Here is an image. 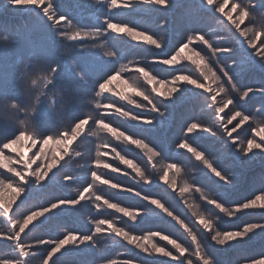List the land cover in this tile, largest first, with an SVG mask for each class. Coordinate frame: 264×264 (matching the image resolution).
<instances>
[{
  "label": "trees",
  "instance_id": "1",
  "mask_svg": "<svg viewBox=\"0 0 264 264\" xmlns=\"http://www.w3.org/2000/svg\"><path fill=\"white\" fill-rule=\"evenodd\" d=\"M2 2L3 0H0V92H7L8 95L7 97L0 96V137L12 134L13 132L18 135L19 131L27 132L29 135L25 137H29L30 139L33 136L40 137L42 134H51L53 138L46 144L41 140H36V142H41V145H43L41 149H38L40 153L37 154L43 157L42 161L46 165L51 163L53 157L57 161L63 160L62 157L59 159L62 150L58 146L51 144V142L65 143L63 150L67 154V159H64L63 171L61 172V168L59 167L55 172H60L59 176L61 178L65 174H68L74 177V179L71 181L64 179L59 180V182L55 181L52 186H56L60 190L56 192L58 195H61L67 186V190H75L73 195L74 197L77 196L76 190L78 188H81V186L87 187L92 184V171L95 173V182L101 177L107 181H111L113 184H117L114 181L124 184H135L125 177L129 176L130 170L126 171L125 174L118 171L120 168H125V164L120 159L119 150L127 154L132 161L134 160L138 163V167L142 171L141 173L145 172L143 167H150L152 169L150 173L153 174L156 171L153 168V163L156 165L157 162L158 164L162 163L161 167H163L165 163L177 161V167L182 168L179 163L185 160L187 167L191 165L189 167H194L195 172H200L196 174L197 178L195 180L200 179L204 175L201 181L207 180L209 183H216V180L206 178L205 171L207 170L203 167L202 162L197 161L187 149H180L178 146L173 149L174 143L179 138H183V135L187 133L184 125L191 118L195 122L200 110L199 108L204 105L200 106L203 101L196 95L201 90H191L172 101L163 100L162 96L156 97V94L152 92L153 87L158 88L157 84H147L142 74L135 70L137 67H143L149 75L154 76L157 80L165 81L164 86H166L169 77L173 73H176V75L190 74L200 77L201 69L194 67V64L189 63L184 64V66L171 68L168 65H161L157 62L160 59L171 57L174 53L172 48L175 49L176 46L181 45V41L187 42V35L192 34L190 29L193 28H203L209 32L208 38L216 43H228L230 46H237L234 40L228 41L225 39L221 41L219 39L220 36L226 35V30L221 24L210 19L208 13L203 10L201 0H173L172 6L169 8L160 6L148 8L143 4H136V7L132 9H110L109 4L111 0H103L102 3H95V0H55L58 14L68 15L78 27L86 31L95 32L99 30L100 35L97 37L87 36L75 42L77 45L85 46L84 51L86 53H76L75 63L88 76L89 84L84 85L82 81H79L78 76L73 75L69 71L73 63L69 62L66 66H62L63 79L58 83L57 87L51 90H48L44 84V79L47 76L44 61L46 58L55 55V53L62 54L67 51L72 47V42L60 39L57 44L55 43V34L51 31L50 22L46 21L39 8H5ZM247 2L248 0H245V3ZM215 3L223 6L225 12L229 6H232L233 0H215ZM224 12H217L216 16L227 23V16L224 15ZM230 14H233V12L230 11ZM105 19L121 25L126 23L129 26L135 27L138 31L153 34V38L161 42V48L157 49L155 45L132 40L131 37L124 34L111 32L106 28ZM61 23L63 24L64 22L62 21ZM253 23L258 24V20ZM160 24H164V27H159ZM61 26L58 25L57 27L63 30ZM198 46L201 47V50H198L201 56L206 59L205 64L208 67H213L214 71L216 64L223 66L224 63H231V57H226L227 54H217L216 57H212L206 45L202 43L195 45L196 51ZM250 51L246 49V52ZM107 53H113L114 55L117 53V56L109 58ZM189 56H194L193 52ZM64 59L67 61L68 57H64ZM124 65H127V69L117 78H114L107 88L101 89L100 94H97L94 87L95 83L102 80L109 69L114 67L119 70ZM149 66L152 67L150 71L148 70ZM186 67H190L187 73ZM131 73L138 75L139 83L129 76L130 83H135L140 91L148 93L151 97L160 99L161 110L165 112L164 118L157 117L154 119L153 124L145 125L143 123L135 124V122L125 118L122 114L123 112L121 111L125 109L129 111L134 110L136 114H147L145 113L146 111L140 112L142 111L140 109H148L150 107L148 101L142 96L135 95L134 97L139 104L147 105V107L139 109L126 101H119V98L112 91L108 90L112 86L117 88L123 80L128 81L127 75ZM113 75H115V72H113ZM237 82L241 89L248 87L264 88V73L257 69L245 74ZM213 85H215V80L212 82V85L208 86L214 88ZM144 88H147V91ZM158 89L160 90V88ZM167 91L168 87H162V90H160L162 93ZM204 95H209V93H205ZM117 101L118 106L115 103ZM237 103L240 108L246 110L248 113H256L257 119L264 121V107H262L264 105V95H254L246 102L237 100ZM117 108L120 109V112H117ZM230 108H232V105H230ZM258 108L260 109L259 112L256 111ZM137 110L140 111L137 112ZM82 117L87 119L84 121V124L87 123L93 130L90 136L84 135L81 131L77 132L75 129H73L75 135L71 136L69 132L67 136H63L65 130L74 127L73 119H80ZM119 120L124 122H118ZM76 122L78 123L79 120H76ZM210 122L211 120L207 119L202 121V123ZM97 124L108 129L106 132L101 133V136L98 133ZM120 128L124 131H120ZM142 132L148 134L149 140L155 146V149L166 158L165 160L153 157L152 162H149L150 154L146 152V149L131 146L130 140L140 138ZM55 133H60V135H55ZM120 133H123V135H120ZM199 135L208 136L203 133H199ZM234 135L236 134L234 133ZM244 135L242 133V136ZM62 136L63 138H61ZM125 136L129 137V139H125ZM187 136L193 138L190 146H194L197 150L195 141L198 139V134L187 133ZM206 138L202 139L205 140ZM211 139L212 143L214 138ZM118 141L120 143L117 145ZM105 143L106 146L102 147ZM72 145L78 150L77 152H72V149H70ZM132 147L136 149H132ZM208 147L211 148L212 144H208ZM104 148L105 150L100 152ZM41 150L43 151L42 154ZM214 151L217 150L214 149ZM223 162L227 164V168L230 169L233 175L231 177V184L219 186L223 189L222 194L224 199L221 198L225 204L234 208L235 204L250 197L253 198L256 195V192L249 194L250 191H248L246 195H243L244 197H241L244 186L248 183H250L248 187L252 188L250 190L257 189L262 184L259 182V178L261 177L262 170H264V161H258V163L250 167L240 168L237 156L233 154L223 158L219 162V165H222ZM180 173L183 174L184 169ZM133 175L134 177H138L135 173ZM153 178L154 184H145L141 180V177H139L140 180H136L138 181V184H136L137 189L142 194L144 192L151 194L152 190L154 192L158 191L159 188L156 187L161 184L157 180V177ZM108 185L111 187L110 184ZM52 186L51 190L53 191ZM107 186H103V189L99 191L93 186L92 193H95V195L85 193V200L81 202L83 206H76L79 211H74L70 215L55 219L57 221L61 219V222L66 221V226L62 228V231H65V233L67 231H74L75 234L97 233L94 248L91 251L85 249L84 245H81L79 248H75L72 244L66 245L65 248H62V251L55 255L58 258L57 264H85L89 258L93 260L89 264H102L104 260L114 257V255H111L105 242L110 243L112 240L116 247L122 245L114 232L106 233V231H110L112 227L123 228L125 225L135 227L137 224V221L130 222L126 216H121L122 214L120 215L115 209L107 207V203H105V201L109 203L112 201L120 207H127L125 204H131L127 202L132 200V194L126 193L122 189L120 192L112 191L111 197H107L106 195L110 191V188H107ZM163 187L161 185L160 194L165 196L168 194V199L175 197V200L179 201V198L172 191L168 190L170 189L169 187L166 186L168 189H163ZM193 192H196L201 197L202 193L197 192L196 189H193ZM197 194L194 195V198L196 201H200ZM96 195H99L101 199L97 200ZM210 197H213L212 194H210ZM204 199L206 200L205 195ZM138 203L145 202L139 201ZM197 204L198 211L206 219L216 217H211L207 214L210 211L217 212L220 218L214 225H217L221 230L242 228V222L248 223L253 219L256 221L258 216H255V214H259L258 212L264 213V210L249 209L245 210L246 213L242 215L237 214V216L228 217L219 213L213 205L199 202ZM20 206L21 202L16 207ZM133 210L137 209L133 208ZM114 215H120L121 217L117 219ZM151 217L153 218V216ZM151 217L146 218L141 223L145 221L150 222ZM90 219L93 221L92 223H89ZM97 220H99V227L95 228ZM195 225L198 227L197 229H202V226L197 222ZM144 227L149 228L146 224H144ZM30 228L33 230L40 227L33 224ZM176 228H179V226H176ZM135 229H139L138 225ZM29 232L30 229L27 230L28 234ZM143 235H145V232ZM104 245H107L105 250H103ZM124 245L126 244L124 243ZM213 249L217 248L213 247ZM213 249L209 248L210 254L213 253ZM253 250L256 252L253 253ZM100 251L104 252L103 256L99 255ZM131 251L134 258L144 264H156L158 261H161L163 264H176V262H168L160 258L156 259L147 255L142 256L135 249H131ZM217 252L225 259V264H239L240 262H244L245 264L246 261L259 259L261 256H264V233L253 237L249 242L229 246L223 251L218 248ZM117 259L116 264H122L119 262V258Z\"/></svg>",
  "mask_w": 264,
  "mask_h": 264
},
{
  "label": "snow or ice",
  "instance_id": "2",
  "mask_svg": "<svg viewBox=\"0 0 264 264\" xmlns=\"http://www.w3.org/2000/svg\"><path fill=\"white\" fill-rule=\"evenodd\" d=\"M102 2L103 0H95V3ZM172 3L173 0H111L109 8L132 9L136 4H143L148 8H156L157 6L169 8L172 6ZM201 5L203 10L208 13L210 19L221 24L226 30V35L220 36L219 39L221 41L225 39L228 41L234 40L237 46H230L228 43H216L208 38L209 32L205 31L203 28H193L190 29L192 34L187 35V42L185 43L181 41L178 50L174 49L175 54L171 55V59L163 58L157 62L161 65H173L178 62L181 53L188 48L189 44L194 40H198L203 45L207 46L212 57H216L217 54H227L226 57H231V63H224L223 66L216 64L215 71L213 70V67H208L207 64H205L207 72L203 69L200 70V77H203L202 80L199 77L191 78L189 75H176L171 82L172 87L167 92L162 93L156 87L152 88V92L156 94V97L162 96L163 100H172L174 95L181 91L182 87L180 86V82L192 85L195 89H202V91L196 93V95L199 96L207 107L212 109L213 123L208 125L193 122V118H191L184 125V128L187 129V133H193V131L198 128L203 134L210 133V137L218 140L222 147L217 151H210L206 148L198 151L190 146L193 138L188 137L187 133H185L183 138H179L174 143L173 149L176 146L180 149H187L197 161H201L205 167L211 171V173L217 178V186H220L230 184L233 175L229 168L219 167V162L223 158L236 153H239L240 157H248L254 152H264V121L258 120L256 113H248L246 110L240 108L237 103V100L246 102L254 95H264V88L248 87L241 89L237 82L244 77L245 74L256 71L257 69L264 73V0H255V2H253V0H248L247 3H245V0H233L232 11L236 12L237 15L236 18L233 19L232 15L229 13L227 15V23H225L224 20H221L220 17L216 16L217 12H224V7L216 4L215 0H201ZM4 7L39 8L43 17L46 18V21L50 22L51 31L55 34V43L57 44L60 39L72 42V47L64 53H55V55L45 59L44 63L47 76L44 79V84L48 90L57 87L58 83L63 79L61 70L62 66H66L69 62H73L69 71L73 75L78 76L79 81H82L84 85L89 84L88 76L81 70L77 63H75L76 53H86L84 51L85 46L77 45L75 42L87 36H99V30L95 32L86 31L78 27L74 23V20L70 19L68 15L58 14L55 7V0H6ZM257 20L258 24L253 23ZM62 21L64 22L61 26L63 30L57 27L58 25H61ZM245 21H247V23H245ZM104 23L106 28L113 33L124 34L131 37L132 40L155 45L157 49L161 48V42L154 39L153 34H146L144 31H138L135 27L129 26L126 23L121 25L108 19H105ZM241 25H244V27L242 28ZM159 27L163 28L164 24H160ZM249 34L252 35L251 39L248 38ZM257 42L259 43V47ZM246 49L251 51L246 52ZM193 55L199 58L200 63H205V58L200 56L199 52H195ZM107 56L113 58L117 56V53H115V55L113 53H107ZM64 57H68V60L66 61ZM96 58L99 59L98 57ZM189 59L191 58L189 57ZM193 63H196V61H193ZM197 66L199 67V65ZM126 69L127 65L121 66L119 70L114 67L109 69L103 76L102 80L95 83V92L100 94L101 89L107 88L108 84ZM135 70L142 74L147 84H160L161 87H164L165 81L157 80L154 76L149 75L143 67H137ZM113 72H115V75H113ZM209 73L211 74V77L218 82V91L214 95H204L205 93L212 92V89L207 83H205V81L209 79ZM129 87L132 88L136 95L142 96L148 101V105H150V107H148V112L150 115L144 116L139 113L130 115L129 111H125L122 113L125 117H128L135 122V124L143 123L145 125L153 124L154 119L157 117H165V112L160 108V99L151 97L148 93L140 91L135 83L130 84ZM189 91L191 90L184 88V92ZM220 93H224L225 96L218 101L217 95ZM7 95V92H0V96L7 97ZM128 103L132 104L133 101L129 98ZM229 105H232V108H230L226 114L227 119H224L220 114L225 113V109L228 108ZM135 107L143 108L147 107V105L136 104ZM262 107H264V105H262ZM256 111L259 112L260 109L258 108ZM117 112H120L119 108H117ZM76 120H79V122L77 123ZM86 120L87 119L83 117L80 119H73L74 127L65 130L63 136H67L69 132L71 133V136H73V129L78 132L80 128L84 126V121ZM250 120L253 123H249ZM233 121H235V123H233ZM228 125H231V127L229 128ZM243 125H247V128H243ZM238 129H240V131H238ZM233 133L236 135L234 136ZM242 133H247L248 135H245L243 136V139L238 140V138L242 136ZM27 135H29L27 132L19 131L18 135L13 132L12 134L0 137V168H5L12 174L11 176H5L3 173H0V224H3L6 229L5 231H0V239H3L6 246L10 247L12 250V256L6 260H0V264H30V260L27 258L29 257V250L36 245L51 246L50 251L48 248L44 249L46 258L42 257L41 264H48V261L51 260L56 253L60 252L62 248L69 244L74 245L75 248L84 245L85 249L91 251L94 248L97 235L96 232H92L91 234H75L74 231H67L63 238L57 237L48 240L40 239L36 241V245L26 243L25 238L22 237V234H25L26 236L25 230L28 226L33 221L39 220L41 217L44 218L43 220H40V223L43 224L46 221H52L56 218L70 215L74 211H79L76 206H83L81 205V202L85 200V193H92V188L95 185V173L92 171V184L87 187L81 186V188H78L76 190L77 196H55L50 192V188L56 181L60 172H53L52 169L56 167L59 161L53 160L51 163L43 166V170L42 166L39 165L37 166V169L32 170V164L35 163V160L32 159L27 162L22 160L16 161V163L21 164L19 170L11 167L10 165L13 161L4 155V150L12 149L14 145L21 142L22 137ZM55 135H60V133H55ZM120 135H123V133H120ZM63 136L61 138H63ZM257 136L260 138L259 142L256 139ZM206 137L207 136H200L198 134L197 138ZM52 138L53 136L51 134H42L40 137H32L34 141L38 139L44 144L49 142ZM125 139H129V137L125 136ZM130 143L134 144L137 148L146 149V152L150 154L149 162H152L153 157H157L160 160L166 159L155 149V146L146 137L131 139ZM42 153L43 151L41 150V154ZM205 153H209L212 158L209 159ZM121 159L123 163L133 168L137 174L140 175L141 180L145 184L150 182L151 178L141 173L140 169L130 160L124 159L123 157H121ZM5 161L7 162L5 163ZM177 163V161H173L167 163L166 166H163L162 168L161 178L164 179L165 183H168L170 187H174L176 181H169L168 176H165L164 174V170L167 169L168 171H171L173 168L177 167ZM153 168L155 169V163H153ZM60 171H63V165L61 166ZM113 171H115V169H113ZM50 172L52 173L51 176H49ZM63 179L71 181L74 177L65 174ZM105 181L109 183V181ZM111 187L115 189L118 185L111 184ZM124 191L126 193H131L132 199L139 198L140 201L145 203H133L128 207H120L116 203L105 201L107 206L115 209V211L119 213H123V215L129 217L130 220L137 221V224L135 225L136 228L141 221H144L151 216H159L163 226L155 229H140L141 232L147 233V235L142 236L131 235L128 231H125L124 228L116 227V229L122 233L120 237L126 240L128 244H133L141 239L147 242L154 236L166 233L160 235V239L166 240L168 244L172 245V249H175L174 254L171 249L165 251L164 247H156L153 245L152 251H150L144 244L136 243L135 247L139 249L140 252L146 253L148 256H152L153 252H155L165 257L174 258L176 264H214L213 260L207 255L200 242L201 237H203L205 233L215 245L221 248L226 245H231L233 242H245L249 240L257 230L264 233V223L256 222L244 223L242 228L239 227L233 230L214 229L213 224L216 223L220 217L217 216L215 218L206 219L203 215H201L199 219V224L202 225V229L194 231L192 227L185 223L179 213L174 214L172 208L168 206L169 201L165 199L164 195H159L157 198H153L148 192L142 194L141 191L137 190L132 185H129ZM181 191L186 192L188 191V188L184 187ZM196 191L200 192L201 189L197 188ZM5 193H12V195H10L9 199H5ZM260 193V195H255V198L250 197L247 200L235 204L234 208L225 204L224 200L220 198L219 193H217L215 197H208L207 204L213 205L214 208L224 216L233 217L237 216V214L242 215L243 213H246L245 210L257 207L264 208V191H260ZM92 194L95 195V193ZM21 195H23L21 204H24L25 201L32 197H37L41 201L40 203L35 204L33 209L26 213L23 218L17 217L13 209V204L17 197ZM96 199L100 200L101 197L96 195ZM129 208H135L137 211H130ZM156 209H159L160 212L165 215H160V213L156 212ZM99 220L95 222V228L99 227ZM92 222L93 221L90 219L89 223ZM176 225H179V228H176ZM169 227L174 228L176 234L169 231ZM180 229H183L182 233L180 232ZM186 239L191 241V243L186 244ZM9 241L11 242L10 244L7 243ZM186 253L187 255H185ZM193 257H195V260ZM52 264H57V262L52 260ZM104 264H114V262L105 261ZM125 264H132V262L126 261ZM245 264H264V256H261L259 259L246 261Z\"/></svg>",
  "mask_w": 264,
  "mask_h": 264
},
{
  "label": "rangeland",
  "instance_id": "3",
  "mask_svg": "<svg viewBox=\"0 0 264 264\" xmlns=\"http://www.w3.org/2000/svg\"><path fill=\"white\" fill-rule=\"evenodd\" d=\"M2 3L5 5L6 0H3ZM224 3H227V2H224ZM135 7H136V5H134L133 8H135ZM230 11H232V6H229L228 10H225L224 15L227 16L230 13ZM232 12H233V14H231L232 18L235 19L237 13L234 12V11H232ZM61 25H62V23H61ZM61 25H59V26H61ZM241 27L243 28L244 26L241 25ZM248 38L251 39L252 35L249 34ZM199 43H201V42L198 41V40H194L192 43L189 44L188 48L185 49V51L181 53V56L178 58V62L174 63L173 65H168V66L173 68L175 66H184V64H189L190 63V64H194V67H198L197 65H199L198 68L203 69L205 72H207V68L205 67V63H200L199 58L197 56H195V55L192 56V57L189 56L192 52L193 53H195V52H199L200 53V51H198V50H201L200 46L197 47V51L194 48L195 45H197ZM179 46L180 45L176 46L175 50H178ZM258 47H259V43H258ZM172 51L174 52L172 55H174L175 54L174 48H172ZM200 56H201V53H200ZM189 57H191V59H189ZM168 59H171V57H169ZM193 61H196V63H193ZM185 62H188V63H185ZM151 69H152V67L149 66L148 70L150 71ZM189 69H190V67H186L185 68L186 73L188 72ZM180 75H182V74H180ZM188 75L191 78L199 77L197 75L196 76L195 75H190V74H188ZM129 76L132 77L134 80H136L139 83V77H138V75L136 73H131V74L127 75V78ZM175 76H176V73H173V75H171V77H169V80L167 81L166 86H164V88L168 87V90H169L172 87V83L171 82H172V80L174 79ZM199 78L201 80L203 79V77H199ZM213 81H214V78H212L211 74L209 73V79L207 81H205V83H207L208 85H212ZM130 84H132V83L129 82V78H128V81H124L123 80L117 88L112 86L111 88H108V90L112 91L114 93V95H116L119 98V101H121V102H125V101L128 102V99L130 98L133 101L132 104L135 106L136 104H139V103H138V101H136L134 99L136 93L132 90V88L129 87ZM180 86L182 87L181 91L177 92L174 95V98L172 100H175L177 97L185 94L186 92H184V88H188V89L193 90V91H197V90H201L202 91V89H195L194 86L187 85L184 82H180ZM213 86H214V88H211L209 86L212 89V92L209 93V95H214L218 91V82L215 81V85H213ZM157 87L160 88V90H162V87L160 86V84H157ZM144 90L147 91V88H144ZM224 96H225L224 93H220L219 95H217V100L220 101ZM172 100H170V101H172ZM115 103L118 106V101L115 102ZM203 104L204 103L201 102L200 106L203 105ZM120 107H122V106H120ZM199 109L200 110L198 112V115L196 116L195 122L202 123V121H205L207 119V120H211V122L210 123H204V124L211 125L213 123L212 110L211 109L209 110L207 108V105H205V104L203 106H201ZM229 109H230V105L228 106V108L225 109V113H223V114L221 113V117L222 118L227 119V115L226 114L228 113ZM140 110H142V111H140ZM140 110H137V112L146 111L145 113H147V114H141V115H144V116H149L150 115V113L148 112V109H140ZM125 111H129V110L125 109V110H122L121 112H125ZM129 112H130V115L131 114H136L134 112V110L129 111ZM125 118L129 119L128 117H125ZM118 122H122L123 123L124 121L119 120ZM233 123H235V121ZM249 123H253V122L250 120ZM97 126H98V133L100 134V136H101V133L106 132V130H108L107 127L101 126L99 124H97ZM228 127L230 128L231 125H228ZM242 127L243 128H247V125H243ZM79 131H81L86 136H90V134L92 133L93 130L90 127V125H87V123H85L84 126L81 127ZM120 131H124V130H122V128H120ZM238 131H240V129H238ZM199 133L201 134L200 129L198 128V129L194 130L193 133H190V134L195 135V134H199ZM243 134L248 135L247 133H243ZM141 135H142L141 137H146L149 140V136H148L147 133L142 132ZM205 135H208L207 137H209V138H206L205 140H203L202 138H198L195 141V144L197 146V150L198 151L203 149V148H206V149H208L210 151H214V149L215 150H219L222 147L221 144L219 143V141L215 140V138H214L213 142L211 143V141H212L211 138L212 137L210 138V133L209 134H205ZM233 135H234V133H233ZM201 136H203V135H201ZM239 139H243V136L238 138V140ZM256 139L259 142V140H260L259 136H257ZM145 142H147V141H145ZM119 143L120 142L118 141L117 145ZM51 144H54V145L58 146L59 149L62 150L59 159H61V157H62L63 160L59 161V163L56 165V167L52 169V171L55 172L59 167L61 168V166L65 164L64 159H67V156H66L67 154L64 153V150H63V148H65V143L51 142ZM208 144H212V147L211 148L208 147ZM105 146H106V143L102 147H105ZM131 146H135V145L131 144ZM42 147H43V145H41V142H36L33 139H30L29 137H25V138L21 139V142L19 144L14 145L12 149H5L4 150V155L7 158H9L10 160L13 161V163L10 166L16 168L17 170L20 169L21 164L20 163H16V161L22 160L24 162H27L30 159L35 160V163L32 164V170L37 169L38 165L42 166V170H43V166H46V164H44L43 161H42L43 157H41L39 154H37V153H40V152H38V149H41ZM191 147L194 148V146H192V145H191ZM70 149H72V152H77L78 151L77 149L74 148L73 145L71 146ZM132 149H136V148L132 147ZM104 150H105V148L103 150H100V152H102ZM119 151H120V159H121V157H123L124 159L131 160V158H129L127 154L122 152V150H119ZM205 155L208 156L209 159L212 158L209 153H205ZM236 156H237V160H238V163H239L238 165L241 166L240 168H242V167L243 168L250 167L253 164L258 163V161H264V152H254V153L250 154L248 157H240L239 153H236ZM53 160H55L54 157L52 158L51 162ZM6 162L7 161H5V163ZM131 162L133 164H135L137 168H139L137 162H135L134 160L133 161L131 160ZM185 162L186 161L183 160V162L179 163V165L184 169V173L183 174L180 173L181 171L183 172V169L180 168V167L179 168L181 170L179 172H176V168H173L171 171H168L167 169L164 170V174H165V176H168V180L169 181H172V180L176 181L174 187H170L169 184L165 183L164 179L161 178V176H162V168H163V167H161V165H163L162 163L158 164V162H157V164L155 165L156 171L153 174L150 173L151 170H152L150 167H143L145 169V172H146L145 173L143 171V174H145V175H147V176H149L151 178L150 182L147 183V184H154V182H153L154 178L153 177H157V180L162 185V187L163 186H165V187L167 186V187L170 188V189H168L167 187L166 188L163 187V189H168V190L172 191L176 195V197L179 198V201H176L175 197H171V198L168 199V194L166 196L164 195L165 199L167 201H169V205L168 206H170L172 208V210L174 211V214L175 213H179L180 217L185 221V223L188 224L190 227H192V229L195 231L198 228L195 225V223L197 222L199 224L200 216L203 215V214H201L198 211L199 208H198L197 202L207 204V198L210 197V194H212V196L215 197L217 195V193H219L220 194V198L221 197L223 198V194H222L223 189H221L219 186H217V183H215V184L214 183H209V181H207V180L206 181L205 180L201 181V178L204 175H202V177L200 179L195 180V178H197L196 174H199L200 172H195L194 171V167H192V168L189 167L191 165H189L187 167V162L186 163ZM166 164L167 163H165L164 166H166ZM226 165L227 164H225L223 162V164L219 165V167L227 168ZM124 166H125V168H120V169H118V171H120L121 173L125 174L126 171L130 170L129 171L130 174H128L129 176H125V177L128 178L129 181H133L135 184H124L122 182L119 183V182L113 180L114 182H116L118 184V187L115 188L117 190H115V189L111 188L109 185L107 186V184H110V185L113 184V183H111V181H109V183H107L104 178L99 177L97 182H95V185H94L95 189L97 191L102 190L103 189L102 187L106 185L107 188L108 187L110 188L109 193L106 195L107 197H109V196L111 197L112 191L120 192V190H122V189L124 190L129 185H132V186H134L137 189L136 184H138V181H136V180L139 179L140 175H138L137 172L133 168L129 167L127 164H125ZM198 167H200V166H198ZM203 167L205 168V170L208 171V172L205 171V176H206L207 179H209V180H212V179L213 180H217V178L211 173V171L207 167H205L204 164H203ZM140 172H142L141 169H140ZM0 173H3L5 176H11L12 175L5 168H0ZM134 173L137 174L138 177H134V175H133ZM51 175H52V173L50 172L49 176H51ZM260 176L261 177L259 178L260 179L259 182H261L262 184L259 186V188L254 189V190H250L251 187L250 188L248 187L250 183H248L247 185L244 186V189H243V191L241 193V197H244L243 195H246L248 191H250L249 194H251L252 192H256V195H260L261 193H259V192L260 191H264V185H263L264 184L263 183L264 182V170H262ZM181 178H183V179H181ZM62 179L63 178H61V176L58 175L57 178H56V181L59 182V180H62ZM185 180L187 181V183L184 182ZM103 184H105V185H103ZM161 185L156 187V188H159L158 191L154 192V190H152L151 194H149V195L153 196V198H157L159 196V194H160ZM52 187H53V191L54 192L51 190V188H50V192L53 193L55 196H61V197L72 196V197H74L73 192L75 190H72V189L67 190V186H66L65 190L62 192L61 195H58L56 193V192L60 191L56 186H52ZM184 187H187L188 191L182 192L181 190ZM197 188L201 189L200 193H203V194H201V197L196 192H193V189H197ZM66 192H68V193H66ZM69 193H70V195H68ZM195 194L198 195L200 201H196L195 200V198H194ZM10 195H12V193H5V199H9ZM160 195H162V194H160ZM204 195L206 197V200L204 199ZM253 198H255V196ZM22 199H23V195L18 196L16 201H15V203L13 204V209L14 210L16 208H18L17 210H15V213H16L17 217H20V218H23L26 213H28L31 209H33V206L35 204H38V203L41 202L39 198L32 197L28 201H26L24 204H21L20 207H16L17 204L20 203ZM139 201H140L139 198H135V199L129 200L127 203L133 204V203H138ZM110 203H113V202L111 201ZM125 205L128 207L130 204H125ZM121 207H123V206H121ZM129 210L130 211H134L133 208H129ZM252 210H264V208L257 207V208H254ZM135 211H137V210H135ZM156 212L160 213V215L163 214V213L160 212L159 209H156ZM255 212H258V211H255ZM258 213L259 214H255V216H258L257 220L255 221L253 219L251 222L264 223V221H260V220H264V216H262L264 214H262V212H258ZM207 214H209L211 217H214V216L217 217L218 216L217 212H215V211H210ZM120 215L124 216L123 213H120ZM120 215H118V216L114 215V217L117 218V219H120V217H121ZM111 216H113V215H111ZM126 218H128L130 222H133L132 220H130L129 217H126ZM138 219H139V217H138ZM40 220H43V217H41L39 220L33 221L28 226V228L25 230L26 236H25V234H22V237L25 238V242L26 243L36 245V241H38L40 239L48 240V239H55L57 237L61 238V237L64 236L65 231H62V228L64 226H66V221L61 222V219H60V221H57V220L54 219L52 221H46L45 223L41 224ZM257 221H260V222H257ZM242 223L244 224L245 221L242 222ZM33 224L37 225V227H40V228H34L33 230H31L30 227L33 226ZM144 224L148 225L149 228H153V229L163 226L161 221H160L159 216H153V218L150 220V222L145 221V222L141 223L140 225H138V228H139L138 230H136L134 226L131 227L130 225H125L124 227L127 228L128 232L131 235L142 236L144 232H141L140 229H146L144 227ZM176 226H179V225H176ZM200 226H202V225H200ZM213 228L214 229H216V228L219 229V227L217 225H214V224H213ZM29 229H30V232L28 234L27 230H29ZM54 229H55V231H53ZM115 229L116 228L112 227L110 229V231H106V233L114 232V234H115V231H114ZM5 230L6 229H5L4 225L0 224V231H5ZM127 230H125V231H127ZM219 230H221V229H219ZM102 231H104V230H102ZM169 231H172L174 234H176L175 230L173 228H171V227H169ZM180 232L182 233L183 229ZM164 234H166V233H161L160 235H164ZM261 234L262 233L259 232V230H257V232L254 233L253 236L250 239H252L255 236L261 235ZM145 235H147L146 232H145ZM160 235L152 237L150 241L146 242L143 239H141V240H138V241L134 242L133 244H128L126 240H124L122 237L116 235L119 238V240L121 241L120 244H122V245L120 247H116L115 244H113L114 242L112 240L110 241V243L105 242L108 246L104 245L103 250H105V248L108 247V249L111 252V255H114V257H111V258H108V259L104 260L102 262V264H104L105 261H113L114 264H116V262L118 261L117 258H119V262L122 263V264H125L126 261H131L132 264H144L143 262H140L138 259H135L134 255L132 254L131 249H135V251H138L140 253V255H142V256H146L147 255L146 253L140 252V250L135 247L136 243L144 244L146 247L149 248L150 251H152V246L155 245L156 247H164L165 251L171 249L173 251V253L175 254V249H172V245L168 244V242L166 240H161L160 239ZM249 240H247L245 242H233L231 245H226L225 247L221 248V247L215 245L211 241V239L208 237L207 234H204V236L201 237V241L200 242L202 243L207 255L213 260L214 264H225L226 263L224 261L225 259L222 258V255H220L217 252V249L219 248V250L223 251V250L227 249V247H229V246L237 245L238 243H246V242H249ZM0 241H1V245H2L0 247V260L9 259L12 256V250H11L10 247L6 246V243H5V241L3 239H0ZM123 241H124V243L126 245H124ZM7 243L10 244L11 242L9 241ZM185 243L186 244H190L191 241L186 239ZM205 243L208 244L207 245L208 248L206 247ZM210 245H212L213 247H215L217 249L214 250L213 247L210 246ZM210 247H211V249H213V253H211V254L209 253V248ZM45 248H48L49 251L51 250V246H49V245H36L35 247H33V248H31L29 250V257H27V258L30 260V264H41L42 257L46 258L45 253H44V249ZM61 251H62V249H61ZM255 252L256 251L253 250V253H255ZM103 253L104 252L100 251L99 255L103 256L104 255ZM134 254H137V253H134ZM55 255L52 257L51 260L48 261V264H52V260H55L56 262H58V260H57L58 258H56ZM185 255H187V253ZM150 257H154L156 259H158V258L164 259V260H167L168 262L169 261L174 262V258L165 257V256H162L161 254L155 253V252H153V255L150 256ZM193 259L195 260V257H193ZM92 261L93 260H91L89 258V260L86 261L85 264H89ZM158 263L159 264L160 263L163 264L161 261L156 262V264H158ZM239 264H244V262H240Z\"/></svg>",
  "mask_w": 264,
  "mask_h": 264
},
{
  "label": "clouds",
  "instance_id": "4",
  "mask_svg": "<svg viewBox=\"0 0 264 264\" xmlns=\"http://www.w3.org/2000/svg\"><path fill=\"white\" fill-rule=\"evenodd\" d=\"M74 135H75V133H74ZM179 171H180V168L179 167H176V172H179ZM181 179H183V178H181ZM184 182L187 183L186 180ZM114 231H115V234L117 236H121L122 235V233L118 229H115Z\"/></svg>",
  "mask_w": 264,
  "mask_h": 264
}]
</instances>
